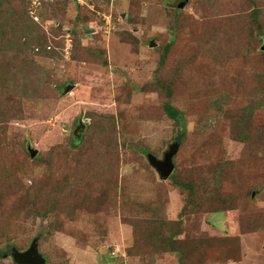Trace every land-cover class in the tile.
<instances>
[{"label": "rangeland", "instance_id": "rangeland-1", "mask_svg": "<svg viewBox=\"0 0 264 264\" xmlns=\"http://www.w3.org/2000/svg\"><path fill=\"white\" fill-rule=\"evenodd\" d=\"M181 1L0 0V264H264V0Z\"/></svg>", "mask_w": 264, "mask_h": 264}, {"label": "water", "instance_id": "water-1", "mask_svg": "<svg viewBox=\"0 0 264 264\" xmlns=\"http://www.w3.org/2000/svg\"><path fill=\"white\" fill-rule=\"evenodd\" d=\"M188 0H182L181 3L178 4V7H183ZM155 45L154 43H151V45ZM264 50V46H263ZM73 86H69L66 88L65 92L71 89ZM85 125L83 123H80V125L75 129V134L78 133V131L83 130ZM179 149L178 142L173 143L168 151L164 153V156L162 159L157 158L153 154H148V160L150 164L157 170L158 174L162 179H168L175 168L174 165V156L177 154ZM31 152V156H35L36 150L29 148ZM12 257L13 260L17 264H46V260L43 257V255L38 250V243L37 241H34L30 244L29 248L25 251H18L16 248H12Z\"/></svg>", "mask_w": 264, "mask_h": 264}, {"label": "trees", "instance_id": "trees-1", "mask_svg": "<svg viewBox=\"0 0 264 264\" xmlns=\"http://www.w3.org/2000/svg\"><path fill=\"white\" fill-rule=\"evenodd\" d=\"M164 110H165V112H166V114L171 118V119H177L178 117H179V115H180V112H179V110L178 109H176L175 107H173L171 104H166L165 106H164ZM75 143H77V141L75 142ZM161 178V177H160ZM170 178H174V171H173V173H172V175L170 176ZM162 179V178H161ZM176 183L179 185V186H181V187H184V186H186V187H184V188H188V189H190V192H193V187H191V186H189V185H187V184H184L183 182H179V181H176ZM190 202H191V200H190Z\"/></svg>", "mask_w": 264, "mask_h": 264}, {"label": "built area", "instance_id": "built-area-1", "mask_svg": "<svg viewBox=\"0 0 264 264\" xmlns=\"http://www.w3.org/2000/svg\"><path fill=\"white\" fill-rule=\"evenodd\" d=\"M32 3H33V0H32Z\"/></svg>", "mask_w": 264, "mask_h": 264}]
</instances>
